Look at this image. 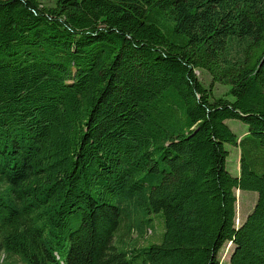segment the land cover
I'll list each match as a JSON object with an SVG mask.
<instances>
[{
	"label": "trees",
	"instance_id": "obj_1",
	"mask_svg": "<svg viewBox=\"0 0 264 264\" xmlns=\"http://www.w3.org/2000/svg\"><path fill=\"white\" fill-rule=\"evenodd\" d=\"M236 191L258 194L239 227ZM227 244L264 264V0H0V264H223Z\"/></svg>",
	"mask_w": 264,
	"mask_h": 264
},
{
	"label": "rangeland",
	"instance_id": "obj_2",
	"mask_svg": "<svg viewBox=\"0 0 264 264\" xmlns=\"http://www.w3.org/2000/svg\"><path fill=\"white\" fill-rule=\"evenodd\" d=\"M198 77L204 86L209 87L212 84V79L207 72L199 70ZM213 92L215 96L217 97L226 96V94L228 93V88L224 87L223 85L217 84V85H214ZM227 124L230 127V129L235 132V134L240 135V136L246 134V131L248 130L247 126H245L243 123L236 121V120L227 121ZM226 149L230 153L229 159L227 161V169L230 171V173L233 176L236 177L239 175V162H240L241 154L237 148L226 146ZM236 198H237L236 226L239 227L254 209L257 203V200H258V194L254 192L236 191ZM145 238L146 239L155 238V235L153 236V234L150 233V231H148L145 235ZM140 242H141V246H144L147 244V242L142 243V240ZM233 249L234 247L231 244H227L223 248V250L220 253V259L223 264L229 263Z\"/></svg>",
	"mask_w": 264,
	"mask_h": 264
}]
</instances>
